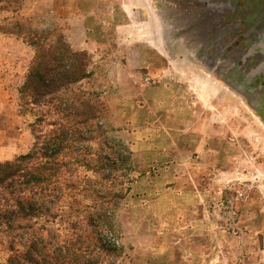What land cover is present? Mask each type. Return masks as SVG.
Instances as JSON below:
<instances>
[{"label":"rangeland","instance_id":"374dc122","mask_svg":"<svg viewBox=\"0 0 264 264\" xmlns=\"http://www.w3.org/2000/svg\"><path fill=\"white\" fill-rule=\"evenodd\" d=\"M211 1L227 13L208 44L206 21L176 0H26L22 15L52 18L72 49L88 54L89 76L75 88L104 105L101 129L86 143L95 172L79 169L94 192L78 199L116 203L109 210L115 234L96 222L77 231L113 244L89 249L97 264H264L259 51L246 40L227 46L237 36L227 22L246 14L247 1ZM248 3L257 16L264 0ZM251 20L238 33L264 34V24ZM32 56L20 39L0 34V86L8 77L15 88L16 76L23 82ZM199 56L205 69L214 67L211 79L196 69ZM20 85L19 117L0 118L9 138L0 135V162L34 142L32 118L19 113ZM7 257L0 244V264Z\"/></svg>","mask_w":264,"mask_h":264},{"label":"trees","instance_id":"16d2710c","mask_svg":"<svg viewBox=\"0 0 264 264\" xmlns=\"http://www.w3.org/2000/svg\"><path fill=\"white\" fill-rule=\"evenodd\" d=\"M25 3L0 0V34L33 51L18 106L21 115L32 118L28 127L34 139L28 153L0 162V244L8 251L6 264H97L89 249L94 244L114 249L113 244L77 231L96 222L115 234L109 210L116 203L88 205L78 199L94 192L79 169L95 172L85 159L86 143L101 129L104 105L75 88L89 76L88 54L73 50L52 18L22 15Z\"/></svg>","mask_w":264,"mask_h":264},{"label":"flooded vegetation","instance_id":"af4514ba","mask_svg":"<svg viewBox=\"0 0 264 264\" xmlns=\"http://www.w3.org/2000/svg\"><path fill=\"white\" fill-rule=\"evenodd\" d=\"M170 1V0H167ZM174 1V0H173ZM177 2H182V3H187L186 5H188L194 13H196V18L198 21H201L202 19L206 21V24L209 26V28H211V30L208 31V35H207V43L210 44L213 39H211L210 37H212V33H214L215 30H213V26L217 23V21H220V18L222 19V17L224 15H226L227 12H225V8L223 7L222 4L217 5V2H212L211 0H176ZM247 4H245L246 10H242L241 13H246L245 15L240 14L239 17L240 19L237 20L235 25H231V21H228V27H232L231 29H228L229 33L232 32L233 28H235L237 30V36L235 38L230 37L229 41H227V46L228 47H232V44L235 43H240L244 40L251 42L252 46L254 48H256V51H259V53L256 55L257 57L255 59H257L258 61V67H257V71L256 73L260 72V79H262L261 85H259L260 87L264 86V34L261 35H244L243 33H238L241 32L242 29H247L249 26H251V24H249L250 22L254 21L251 20V18H255V25L253 26H257L260 25L261 23L264 24V5L261 7V9L258 12V15L254 16L253 14H251V11L249 9V0H246ZM182 3L179 5L180 7H183V9L186 8L185 5H182ZM229 16H227L229 19L231 18V20L234 18V11L230 10L229 12ZM226 17V20H227ZM249 18V19H247ZM248 21H245V20ZM217 35H214V37L216 38ZM216 40V39H214ZM205 42V41H204ZM189 42H184V45L188 44ZM208 48H210L208 46ZM261 51V52H260ZM188 58L192 59L193 58V54H191L190 52H188ZM195 64L203 69L204 71H206L208 74L213 75V70L214 67L210 69H205L204 67H206V64H204V62L202 61V57L199 56L196 58L195 60ZM230 71V70H229ZM232 78V76H231ZM227 86H231L228 82L226 83Z\"/></svg>","mask_w":264,"mask_h":264},{"label":"crops","instance_id":"0c3cea01","mask_svg":"<svg viewBox=\"0 0 264 264\" xmlns=\"http://www.w3.org/2000/svg\"><path fill=\"white\" fill-rule=\"evenodd\" d=\"M198 69L200 72L204 73L206 76H209V78L211 79V75L208 74L207 72H205L203 69L201 68H196ZM13 77V75H12ZM7 78V77H5ZM9 79V80H8ZM7 81L1 83L0 86V118L3 117L5 119L6 122H8V124H11L12 121H10L11 118L14 119V117H19V115L15 114V102H16V93L17 92V83L18 85H20L22 82L18 81L19 77L16 76V88L15 86V82L14 83H10V77H8ZM24 79V76H22V81ZM13 82V81H12ZM14 110V111H13ZM179 115V114H178ZM184 123H187L186 121L182 120ZM186 130V129H185ZM185 130H183L182 132H186ZM2 134V131L0 130V135ZM186 134V133H184ZM5 139H9L6 138L5 134H2ZM151 138H156L154 136H152Z\"/></svg>","mask_w":264,"mask_h":264}]
</instances>
